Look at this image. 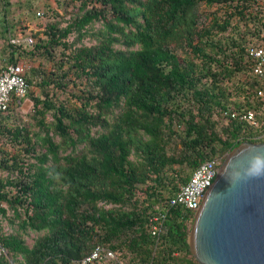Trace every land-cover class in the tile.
Listing matches in <instances>:
<instances>
[{"label": "trees", "instance_id": "obj_1", "mask_svg": "<svg viewBox=\"0 0 264 264\" xmlns=\"http://www.w3.org/2000/svg\"><path fill=\"white\" fill-rule=\"evenodd\" d=\"M55 3L26 0L25 19L47 23L18 44L22 3L0 0V74L23 64L29 86L0 115V264H82L98 247L116 254L105 264H201L194 215L167 208L204 162L264 143V76L249 54L264 45L261 3ZM242 112L257 125L232 117Z\"/></svg>", "mask_w": 264, "mask_h": 264}, {"label": "water", "instance_id": "obj_2", "mask_svg": "<svg viewBox=\"0 0 264 264\" xmlns=\"http://www.w3.org/2000/svg\"><path fill=\"white\" fill-rule=\"evenodd\" d=\"M201 264H264V143L233 150L189 236Z\"/></svg>", "mask_w": 264, "mask_h": 264}, {"label": "built area", "instance_id": "obj_3", "mask_svg": "<svg viewBox=\"0 0 264 264\" xmlns=\"http://www.w3.org/2000/svg\"><path fill=\"white\" fill-rule=\"evenodd\" d=\"M42 16V14H39ZM13 43L27 42L33 44V37L25 39H13ZM250 56L256 61L254 66L255 73L259 76H264V45L253 46L249 49ZM26 66L11 65L0 74V115L9 110L13 99H17L19 103L28 93V82L25 77ZM242 116L243 120L250 122L252 125H257L256 114L254 112H242L240 114H232L233 118ZM264 136V134H263ZM223 163L220 161H207L199 166L194 172L191 180L183 186L181 191L169 200L168 211L173 208H183L190 211L195 217L201 209L203 200L213 186ZM165 215H158L152 219L153 235H159L163 226ZM116 260V254L104 247L96 248L93 253L82 261V264H105L109 261Z\"/></svg>", "mask_w": 264, "mask_h": 264}, {"label": "rangeland", "instance_id": "obj_4", "mask_svg": "<svg viewBox=\"0 0 264 264\" xmlns=\"http://www.w3.org/2000/svg\"><path fill=\"white\" fill-rule=\"evenodd\" d=\"M15 1H19L22 3V5H20L19 9H17V12L15 14L16 17H21L24 21H25V30L22 31L19 35L20 39H25L27 37H32L33 33H36L38 31L43 30L42 28L39 27V25H44L47 23V19H45L44 17H40V19H34V20H27L25 19L26 15L29 14L28 12V8L26 6V0H12V2ZM259 2L261 3V7L257 6L255 7V11L256 12V8L257 10H259L260 12H264V0H259ZM31 3L34 5L35 11L38 10H46V8L50 5L53 6V8H55L56 10H58V5L57 3H55V0H31ZM17 5V4H16ZM60 10V9H59ZM217 8H209L206 5H203L201 7V12L203 15L208 16L210 15L212 12L216 11ZM60 12L62 13V11L60 10ZM224 13V12H223ZM255 14V13H254ZM32 106V104H31ZM31 108H21V112L24 115H27L31 110ZM5 227L8 229V224L7 222L4 223ZM193 229V225L191 227V232ZM37 237V234H32L29 238H28V244L32 245L34 242V238ZM111 261H109L110 263Z\"/></svg>", "mask_w": 264, "mask_h": 264}, {"label": "crops", "instance_id": "obj_5", "mask_svg": "<svg viewBox=\"0 0 264 264\" xmlns=\"http://www.w3.org/2000/svg\"><path fill=\"white\" fill-rule=\"evenodd\" d=\"M31 108V102L29 100H26L23 104H22V108Z\"/></svg>", "mask_w": 264, "mask_h": 264}]
</instances>
